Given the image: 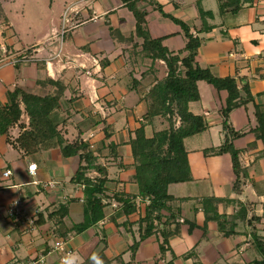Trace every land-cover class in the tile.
<instances>
[{"label":"crops","instance_id":"obj_1","mask_svg":"<svg viewBox=\"0 0 264 264\" xmlns=\"http://www.w3.org/2000/svg\"><path fill=\"white\" fill-rule=\"evenodd\" d=\"M240 1L236 13L230 12L231 7L220 13L219 0H139L135 8L143 14L148 37L162 39L174 54L183 50L186 38L169 17L183 22L192 36L201 39L196 65L216 78H233L238 89L246 84L264 113V0ZM70 3H78L73 15L76 25L64 34L57 58L50 55L59 45L56 32L66 3L28 44L19 40V31L3 9L0 106L8 103V92L14 88L39 97L58 95L52 118L60 141L24 155L9 142L23 130L18 125L9 130V141L0 137V264H23L39 255L46 256L45 264H61L65 255L53 248L56 240L63 241L73 264H252L261 260L251 237L255 232L264 242V157L263 145L252 132L257 126L254 105L236 107L228 115V125L241 134L232 141L238 152L236 175L229 154H204L223 143L220 110L227 92L197 82L199 99L188 103V111L201 116L206 129L183 140L191 179L167 186L171 200L153 221L152 234L139 241L150 201L139 196L131 141L141 126L148 139L170 124L174 129L180 126L176 115L170 120L168 116L146 119L147 94L166 76V65L141 51L144 40L135 34V18L123 0ZM198 8L212 15L203 19L210 27L204 32H200L204 25ZM26 48L28 60L15 67L10 60ZM21 119L26 128L28 117L22 113ZM74 140L86 144L94 158L85 176L98 178L94 167L105 171L109 197L103 200L104 217L80 234L70 230L83 220V186L71 179L85 164L77 155L62 156L59 146ZM29 164L36 166L33 175L27 171ZM5 169L11 172L8 179L1 177ZM116 194L129 197L134 210L124 213L112 198ZM15 200L19 203L10 211ZM215 217L227 235L219 231ZM162 236L166 238L163 252ZM134 242L138 246L132 252Z\"/></svg>","mask_w":264,"mask_h":264},{"label":"trees","instance_id":"obj_2","mask_svg":"<svg viewBox=\"0 0 264 264\" xmlns=\"http://www.w3.org/2000/svg\"><path fill=\"white\" fill-rule=\"evenodd\" d=\"M137 1L139 0H123L135 18V34L144 40L141 51L153 61L162 60L167 69L166 76L158 81L147 94L149 105L146 119H151L154 116H168L170 120L174 115L180 119L178 128L174 129L170 124L168 129L155 133L149 139L145 138L141 126L135 131V138L131 141L132 156L136 163L135 182L138 186L139 196L148 198L150 201L145 216L141 220V223H144L143 232L139 236V241H141L152 234L153 221L158 219V213L165 208V203L171 200V196L166 191L167 186L172 183L187 182L191 179L183 140L206 129L203 118L188 111V103L199 99L197 82L204 81L216 91L224 90L227 92L224 107L220 110L224 132L223 143L216 149L204 151V154H229L236 175L239 172L238 152L234 149L232 141L241 134L235 132L228 125V115L236 107L245 106L248 103L254 105L257 126L252 132L263 145L264 157V113H261L257 105L254 104V99L246 84L238 89L233 78H216L208 70L200 69L196 65L195 56L201 45V39L192 36L183 22L169 17L180 25L186 38V43L181 52L171 53L162 45V39H150L144 29L143 14L135 8ZM241 6L242 1L240 0H219L218 10L223 13L231 7L230 12L236 13ZM157 8L159 9L158 6ZM198 16L203 24V19L212 15L198 8ZM0 17L4 21L6 20L1 5ZM203 25L200 32L210 29L205 24ZM29 51L30 49L18 55L17 59L20 60L22 55H26ZM182 53H185V55L180 58ZM21 62L24 61H19L14 66L17 67ZM58 99V95L39 97L25 93L19 88H14L8 92V103L0 106V137L6 136L7 141H9V130L18 124L23 130L14 140L9 142L24 155L33 154L40 147H47L53 142L60 141L57 124L52 118L53 111L58 109ZM21 105L23 111L20 108ZM22 113L28 117L26 128L19 123ZM59 146L62 156L77 155L80 161L85 164V167L80 166L71 179L74 184L83 186V220L79 224H74L70 230L73 234H80L104 217L103 209L105 205L103 200L109 198L105 194L104 187L106 175L104 170L94 167L100 176L93 180L85 176L86 168L90 167L94 160L86 144L74 140L71 143L60 144ZM112 198L121 204L124 213L127 214L134 210L129 197L116 194ZM61 209L64 210L63 214L66 215V209ZM214 219L218 222L219 231L227 235L228 233L224 232L219 217ZM63 237H66V233L63 234ZM251 237L254 248L261 256V260H255L252 264H264V242L257 237L255 232L252 233ZM165 241V236H162V242L159 246L161 252L165 250ZM137 246L138 242H134L131 251L135 252Z\"/></svg>","mask_w":264,"mask_h":264},{"label":"rangeland","instance_id":"obj_3","mask_svg":"<svg viewBox=\"0 0 264 264\" xmlns=\"http://www.w3.org/2000/svg\"><path fill=\"white\" fill-rule=\"evenodd\" d=\"M71 1L72 0H0V5L2 10L5 9L10 14V18H12L17 31L20 33L19 40L24 44H28L33 34H38L43 29L44 25L46 26L48 18L57 13L59 6L63 3L67 4L63 7L64 9L78 6V3H70ZM84 1L91 2L90 0ZM0 21H2L1 17ZM25 50L27 51L28 48ZM21 122L23 124L24 119L20 117L19 123ZM17 127H19V125Z\"/></svg>","mask_w":264,"mask_h":264},{"label":"built area","instance_id":"obj_4","mask_svg":"<svg viewBox=\"0 0 264 264\" xmlns=\"http://www.w3.org/2000/svg\"><path fill=\"white\" fill-rule=\"evenodd\" d=\"M90 1H92V0H90ZM75 13H76L75 7H68V8L64 9V11L61 15L59 30L56 32V36L58 37V44L59 45H58L57 50L50 55L51 58H57L60 56V53H61L60 44H61V41H62L64 34L76 25L74 20H73V15H75ZM2 51H3V53H5L6 52L5 48H2ZM25 51L26 50L22 51V54L25 53ZM26 60H28V57H26V55H22L20 60H18L17 56H15L12 60H10V63L14 65L15 63H17L19 61H26ZM35 168H36L35 164H29L27 166L28 173L33 175ZM10 176H11V172L8 169H5L1 173V177L3 179H8ZM1 188H2V186L0 185V189ZM18 203H19V201L15 200L11 204L10 211H12L13 208L18 205ZM53 248L57 251L64 253L65 257H68L70 255V252L65 250L64 243L62 240H56L53 244ZM45 257H46L45 255H39L36 258H33V259L29 260L28 262H25L23 264H45Z\"/></svg>","mask_w":264,"mask_h":264},{"label":"clouds","instance_id":"obj_5","mask_svg":"<svg viewBox=\"0 0 264 264\" xmlns=\"http://www.w3.org/2000/svg\"><path fill=\"white\" fill-rule=\"evenodd\" d=\"M95 259V257H93ZM61 264H73V260L69 257H65L62 259Z\"/></svg>","mask_w":264,"mask_h":264}]
</instances>
